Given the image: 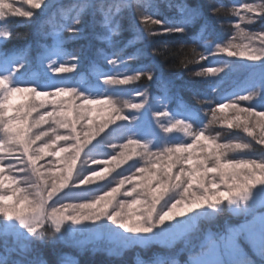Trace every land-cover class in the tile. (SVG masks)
<instances>
[{
	"label": "snow or ice",
	"instance_id": "1",
	"mask_svg": "<svg viewBox=\"0 0 264 264\" xmlns=\"http://www.w3.org/2000/svg\"><path fill=\"white\" fill-rule=\"evenodd\" d=\"M41 3L42 0H0V22L31 23L36 13L23 5L38 9ZM141 7L151 11H138L129 27L138 34L137 39L146 42L144 49L125 55L124 48L133 43L129 41L124 48L113 47L110 54L98 50L108 70H97V83L88 88L73 84L70 75H61L73 73L80 64L81 55L66 46L69 40L83 38L79 15L59 29H37L40 39L36 59L46 69L44 80L20 75L31 65L27 50H0V215L7 218L5 223L14 225V246L4 244L0 264H45L39 258L40 244L48 238L60 240L65 232L82 231L83 220L95 223L102 219L129 233L123 237L129 244H150L192 231L199 233L194 240L185 241L181 251L187 259L182 264H264V201L252 207L255 191L264 190V158L232 155L252 149L253 143L264 150V86L253 79L249 89L213 99L193 83L189 91L198 105L194 108L184 102L178 91L173 92V80L161 71V61L171 58L169 67L187 70L191 76L215 77L228 67L227 61L217 66L214 58L220 53L258 61L264 67V0H233L231 7L219 0H168L171 16L161 15L152 3ZM119 10L116 6V12ZM209 14L218 22L231 23L230 17L236 18V36L249 43L234 44L233 36L227 43L216 42L215 47L211 42L202 45L204 37L200 33L190 36L189 31L199 25L203 32L209 26ZM257 23L259 31L246 32L241 26ZM103 26L111 35L121 26L111 8L105 13ZM61 31L69 33V40ZM16 34L10 27H0L2 39ZM111 35L98 38L111 43ZM169 38L178 47L157 46L159 40ZM254 40L261 46L251 43ZM136 61L137 66L131 67L130 62ZM197 64L199 71L189 67ZM136 81H143V88L135 90V98L116 95L129 90L127 86ZM206 82L210 86L216 83ZM151 88L159 93L155 97L159 107L155 109L150 104ZM211 91L215 92V87ZM21 93L27 94L26 102L11 105L12 97ZM173 102L175 109L169 107ZM241 102H245L243 106ZM228 110L235 115L230 118ZM100 112L103 116L93 115ZM153 120L158 131L153 128ZM216 125L236 129L249 139L213 135L209 129ZM180 132L188 139H178L175 134ZM61 141L64 143L58 144ZM97 145L111 152L92 155ZM46 157L57 159L55 163L41 164ZM57 164L63 165L58 169L60 176L53 171ZM88 164L104 167H92L85 173L83 165ZM122 165L127 167L117 171ZM13 171L16 175H12ZM109 176L106 185L93 187ZM82 186L95 188L96 194L84 201L64 202L61 192ZM162 202H167L166 210ZM225 204L238 212L242 221L201 233L196 221L218 214ZM136 205L145 208L138 222L130 225L128 218L135 215L131 210ZM201 209L212 211L186 218ZM249 251L257 259L249 258Z\"/></svg>",
	"mask_w": 264,
	"mask_h": 264
},
{
	"label": "trees",
	"instance_id": "2",
	"mask_svg": "<svg viewBox=\"0 0 264 264\" xmlns=\"http://www.w3.org/2000/svg\"><path fill=\"white\" fill-rule=\"evenodd\" d=\"M146 2L156 5L161 15L171 16L173 14L167 7L168 0H59L46 9L37 12L31 23L10 21L8 24H5V22H0V27H10L14 33H17L6 40L1 38L0 50L13 53L19 50H27L31 65L26 66L21 71L20 75L24 78L39 77L41 80H44L47 78L46 69L42 68L36 59L37 52L39 51L37 41L40 39L37 36V29L39 28L40 31H49L53 28L59 29L62 25L71 24L73 19L79 15L84 26L83 38L78 41H71L69 40V33L61 31V35L65 40H69L66 45L68 50L79 53L82 56L79 67L75 69L73 73L66 75L71 76L70 80L73 84L78 83L81 88H88L97 83V70H108V66L99 59L98 50H103L105 53L110 54L113 47L124 48V45L129 41H133V43L131 46L124 48L125 55L136 54L137 49H144L146 42L142 39H137L138 34L129 27V24L131 21L135 20L138 11H151V9L146 10L141 7V5ZM187 2L192 3L195 2V0H187ZM219 2L231 7L233 0H219ZM128 5H132V7H128ZM116 6H119V12H116ZM109 8H111L112 12H115L116 17L121 23V26L117 28V32L114 35L108 33L107 29L103 26L105 13L109 11ZM223 15L224 13H221V16ZM230 19L232 20L231 23L218 22L215 16L209 14V26L201 32L199 25H197L195 29L189 31V35L200 33L204 37V39L200 41L202 45L211 42L212 47H215L216 42L227 43L228 40H233V36H236L234 24L238 22L236 18L230 17ZM260 27L259 23L255 26L256 30H259ZM209 33H211V36ZM108 35H111V43L98 38ZM238 38L239 36H236L233 42H236ZM157 46L161 48L166 46L178 47V44H175V42L169 38L167 40H159ZM198 50L202 51L203 49L198 48ZM214 60L217 66H220L225 62V57L218 54ZM138 62L139 61L130 62V66L135 67ZM170 63L171 58L161 61V71L165 77L173 80L175 84L173 92L175 93L178 91L184 102L190 104L194 108L198 107V105H196L189 91L193 83L202 90H206V94L213 99L230 96L234 92L249 89V82L253 79L264 86V80H261V76L264 74V67L260 65L247 68L241 73H220L215 77H196L189 75L187 70L169 67ZM201 63H207V61H202ZM189 67L197 71L200 70L199 64L189 65ZM209 80L216 81V83L210 86L206 82ZM138 82L136 86L129 90H142L143 81ZM212 87H215V92L211 91ZM149 91L151 93L150 104L152 108H158L159 104L155 97L159 95V93L154 88L149 89ZM246 93L247 92L244 91V94ZM232 98L236 99L237 97L232 96ZM261 99H264V93L261 94ZM169 107L175 109L177 106L173 102ZM201 116H203L202 112ZM204 123L206 124L207 120H204ZM177 138L180 140L188 139L187 136L184 139L181 137ZM251 151L254 155L261 154L260 149L255 150L254 148ZM106 153H108V149L102 148L101 145H97L96 148L92 149V155H104ZM242 219L243 217H238L233 209L224 205L221 212L200 220L197 222V225L202 233L208 229L217 231L222 228L225 223L233 225L238 224ZM192 233L196 235L199 234L195 231H192ZM5 243H7L8 247L14 246V241L8 238L1 239L0 254H3ZM182 248L183 247H180L176 240L168 243H153L143 247L130 246L118 250L106 245L104 246L103 244L80 247L71 242V240H65L64 237L60 240L48 238L45 243L39 245V258L42 259L45 264H58V261L61 260L64 264H149V262L158 260H163L165 262L174 260L176 264H182V262L187 259V255L179 251V249ZM248 254L249 258L257 259L251 251H249ZM12 255L16 258L15 253Z\"/></svg>",
	"mask_w": 264,
	"mask_h": 264
},
{
	"label": "rangeland",
	"instance_id": "3",
	"mask_svg": "<svg viewBox=\"0 0 264 264\" xmlns=\"http://www.w3.org/2000/svg\"><path fill=\"white\" fill-rule=\"evenodd\" d=\"M59 1V0H42L41 3V7L38 9H31V6L28 4L23 5V7L34 11L35 13L40 12L44 9H46L48 6L52 5L54 2ZM44 4H47V7H44ZM246 32L248 31H259L256 30L255 25H241ZM1 39V38H0ZM234 44H248L249 40L240 37L238 38V40H236V42H233ZM251 43L255 44L257 47H260V43L258 40H254ZM81 55V54H80ZM219 55H222L225 57V61L228 62V67L224 68V71L221 73H225V74H233V73H241L242 71L246 70L247 68H251V67H256L259 65L258 61H248L246 60L244 57L241 56H235V57H228L227 55L220 53ZM82 58V56H81ZM66 75V74H63ZM139 82L136 81L132 84H130L129 87L130 89L134 86H136ZM135 90H140V89H134L132 91L127 90L125 92H120V93H116L117 96H120L124 99H133L135 98ZM247 94V93H246ZM27 99V94H15L12 97L11 100V105L13 106H18L21 104H24L26 102ZM245 102H241V106L244 105ZM125 111H129V110H125ZM130 114H132V112H130ZM228 114L229 117H233L235 115V113L231 112L230 110H228ZM33 115H35V113H33ZM94 116H103V112L100 113H94ZM153 127L154 129H156L158 131V128L156 126L155 121L153 120ZM79 127V126H78ZM211 131V133L213 135H220L222 137H229V136H239L244 140H248L249 138L246 136V134L239 132L236 129H227L226 127L220 126V125H216L213 126L209 129ZM61 132H64V129H60ZM2 135V134H1ZM177 137H181V138H185L186 136L183 134V132L180 133H176L175 134ZM97 139H99V137H97ZM64 143L63 141L58 142V144H62ZM93 144H95V141H93ZM91 147V145H89V148ZM103 148V146H101ZM105 148V147H104ZM255 148V150H259L260 146L259 145H255L253 143L252 149L250 150H245V151H241V152H236V153H232V155H235L237 158H264V150H261V154L259 155H254V153L251 151ZM108 149V153L111 152V149ZM17 153H13V155H16ZM83 155V153H82ZM57 158L54 157H46L44 161H41V164H45L48 161H51L52 163L56 162ZM134 160H137V157L133 158ZM132 161H130L129 163H131ZM81 164H83V161L80 162ZM49 167L51 165H48ZM63 165L62 164H57L56 168L53 169V171L56 173L57 176H60L62 173H60L58 171L59 168H62ZM91 167H96L99 169L103 168L104 165H83V171L85 173L88 172L89 168ZM127 165H122L120 169H117V171H121L124 168H126ZM6 175L8 174L7 171L5 173ZM115 173H113L112 175H114ZM12 175H16L15 171L12 172ZM111 179V176L108 177V179L104 180V181H97L96 185H94L93 187H99L101 185H106L108 183V180ZM22 187H26V185H21ZM5 187H7V182L5 183ZM96 194L95 188H88L86 189L84 186L81 187V189L79 190H75V191H66L65 193L61 192L60 195L65 197V203L70 202V201H84L87 199H90L92 196H94ZM175 195V194H173ZM31 199V196L29 197ZM261 201H264V190H259L257 189L255 191L254 197H253V203H252V207L256 208L259 203ZM227 206V204H225ZM161 207L166 210L167 207V202H162ZM184 205H181L180 208H183ZM228 207V206H227ZM145 206L144 205H136L131 211L135 212L134 216H131L128 218L130 225L137 223V217L144 211ZM180 208L176 209L177 212L180 211ZM137 209L139 211H137ZM71 211V210H69ZM83 212H87L89 210H80ZM125 212H128V209L124 210ZM212 210L209 209H201V210H196L193 213L189 214V217L186 218H190L191 216H195V215H199L202 212H211ZM259 211V210H258ZM234 213L237 214L238 217H242L238 212H236L234 210ZM75 214V213H73ZM179 218V217H178ZM207 217H201L196 221V225L197 222H199L202 219H205ZM5 221H7V218L4 217L3 215H0V240L1 239H10L11 241H14V235H13V228L14 225L11 222L5 223ZM166 223H168L166 221ZM166 226H170V225H166ZM81 227L83 228L82 231L79 232H65L64 234V239L65 240H71V242L75 243L77 246L80 247H84V246H97V245H106L110 248L113 249H123V248H127L130 246H138V247H143L145 245H149V244H129L127 242H125V240L123 239V237L130 235L129 233H125L123 229L118 228L117 225L112 224L110 221L106 220V219H102L101 221H97V222H92L91 220H83L82 221V225ZM198 227V225H197ZM156 231V230H154ZM194 232V231H193ZM196 237V234L192 233V232H188L185 233L183 237H178L176 239H169V240H163V239H158L150 244L153 243H168L171 241H177L179 243L180 247H184V243L186 240H194ZM140 237H132V239H139ZM180 252L181 249H179Z\"/></svg>",
	"mask_w": 264,
	"mask_h": 264
}]
</instances>
